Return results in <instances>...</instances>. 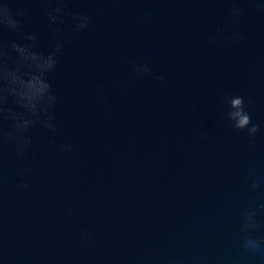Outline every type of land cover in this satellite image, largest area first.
Here are the masks:
<instances>
[{"label":"water","instance_id":"1","mask_svg":"<svg viewBox=\"0 0 264 264\" xmlns=\"http://www.w3.org/2000/svg\"><path fill=\"white\" fill-rule=\"evenodd\" d=\"M55 6L12 4L27 9L24 30L38 35L37 51L45 54L55 34L44 10ZM64 6L92 22L82 32L67 17L60 25L72 42L48 77L58 131L32 129L30 172L4 147L0 264H160L177 255L186 264L201 257L206 264H260L243 259L238 237L241 213L264 203V11L238 0L244 14L235 27L230 0ZM233 31L245 39L229 47L223 36ZM4 39L23 43L19 33L5 31ZM143 62L152 76L134 73L132 65ZM229 93L245 98L260 125L251 149L246 132L223 117ZM66 143L73 150L60 153ZM251 165L260 184L254 193ZM22 182L28 187L17 190ZM257 218L264 223V210ZM81 231L92 234L93 248L81 244Z\"/></svg>","mask_w":264,"mask_h":264},{"label":"clouds","instance_id":"2","mask_svg":"<svg viewBox=\"0 0 264 264\" xmlns=\"http://www.w3.org/2000/svg\"><path fill=\"white\" fill-rule=\"evenodd\" d=\"M18 0H0V184L3 181V150L5 145L14 148L15 158L26 166L23 174L30 172L27 167L26 154L33 147L32 129L40 128L55 134L58 131L55 110L58 97L49 81V74L54 72L58 64V56L63 52L65 45L72 41L63 37L61 24L64 18L71 20L74 32H82L91 22V16L83 13L68 11L65 0H55L57 6L45 8L48 25L55 34L52 42V50L47 54L37 51L39 38L35 32H26L23 27V19L26 18L27 9L12 4ZM42 4H49L52 0H39ZM230 20L233 26L238 27L242 23L244 10L237 6L238 0H230ZM255 7L264 11V3L260 0H251ZM5 31L19 33L23 43L15 39L5 40ZM219 31V29H217ZM214 40V36L209 37ZM245 36L240 31L225 33L223 40L229 47L241 44ZM134 73L138 76L153 75L147 62L134 63ZM157 81H163L162 75H154ZM97 93L103 95V89L98 87ZM226 110L224 119L230 123L231 128L238 132H246L248 147L255 145V138L260 131V125L253 123L252 116L247 110L245 98L241 95L227 94L224 97ZM14 105L15 107H13ZM7 124V128H5ZM207 130L201 133L200 138L205 139ZM73 150L71 143L59 146L60 153ZM256 166L251 165L248 170V190L256 192L260 187L259 177L256 176ZM28 187L26 182L18 183L17 190ZM257 209L264 210V203H257L254 207L245 209L241 213L239 227V247L243 252V259H258L264 264V223L257 218ZM72 214L69 209L66 215ZM81 244L86 248L95 246L94 237L87 231H81L79 236ZM206 257H201L199 264H206ZM160 264H186L183 256L166 257Z\"/></svg>","mask_w":264,"mask_h":264}]
</instances>
